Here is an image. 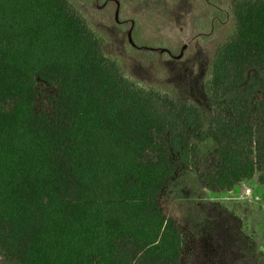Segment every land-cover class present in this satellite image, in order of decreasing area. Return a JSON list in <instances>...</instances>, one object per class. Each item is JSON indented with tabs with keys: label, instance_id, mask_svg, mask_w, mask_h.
Masks as SVG:
<instances>
[{
	"label": "trees",
	"instance_id": "obj_1",
	"mask_svg": "<svg viewBox=\"0 0 264 264\" xmlns=\"http://www.w3.org/2000/svg\"><path fill=\"white\" fill-rule=\"evenodd\" d=\"M231 19L204 77V128L198 104L127 76L72 0H0L4 264H184L160 198L179 164L200 160L191 132L216 142L197 166L204 188L232 190L256 172L264 183V94L251 107L225 98L264 68V0H233ZM37 79L55 86L52 114L35 108Z\"/></svg>",
	"mask_w": 264,
	"mask_h": 264
},
{
	"label": "rangeland",
	"instance_id": "obj_2",
	"mask_svg": "<svg viewBox=\"0 0 264 264\" xmlns=\"http://www.w3.org/2000/svg\"><path fill=\"white\" fill-rule=\"evenodd\" d=\"M72 1L114 47L127 76L198 104L207 128L211 100L203 90L204 75L217 45L233 32V0ZM37 88L36 110L52 114L55 86L37 79ZM257 92L264 94V68L254 70L248 83L233 88L225 98L241 97L251 107ZM5 106L11 109L14 102ZM189 139L200 160L190 166L179 164L160 198L165 214L181 228L183 263L264 264V183L259 182V172L246 180L251 192L242 188L210 192L201 185L197 166L216 142L201 140L198 132H191Z\"/></svg>",
	"mask_w": 264,
	"mask_h": 264
},
{
	"label": "crops",
	"instance_id": "obj_3",
	"mask_svg": "<svg viewBox=\"0 0 264 264\" xmlns=\"http://www.w3.org/2000/svg\"><path fill=\"white\" fill-rule=\"evenodd\" d=\"M210 60H211V58H209L208 59V63H207V67H206V71H208V67H209V63H210ZM254 70H256V69H254ZM254 70H252L251 72H250V74L248 75V78H247V80L243 83V84H241V85H238V86H244L246 83H248V81H249V79H250V76H251V74H252V72L254 71ZM207 73V72H206ZM205 76V75H204ZM204 85V84H203ZM235 87H237V86H235ZM235 87H233V88H235ZM233 88H231L230 90H228L227 91V93H226V97H227V94H228V92H230ZM201 183V182H200ZM202 185V184H201ZM234 188H242L243 190H247V188L248 189H250V192H251V188L250 187H247V185H246V181H242V182H240L239 184H237ZM233 188V189H234ZM206 189V188H205ZM232 189V192L234 191ZM210 191V190H209ZM230 191V190H229ZM210 192H222V191H210ZM231 192V191H230ZM247 192V191H246Z\"/></svg>",
	"mask_w": 264,
	"mask_h": 264
},
{
	"label": "built area",
	"instance_id": "obj_4",
	"mask_svg": "<svg viewBox=\"0 0 264 264\" xmlns=\"http://www.w3.org/2000/svg\"><path fill=\"white\" fill-rule=\"evenodd\" d=\"M250 191V189H247V192Z\"/></svg>",
	"mask_w": 264,
	"mask_h": 264
}]
</instances>
